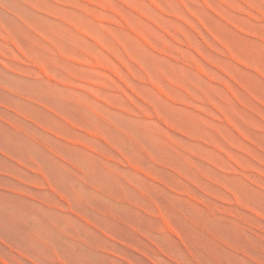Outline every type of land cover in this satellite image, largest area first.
Instances as JSON below:
<instances>
[{
    "label": "rangeland",
    "instance_id": "rangeland-1",
    "mask_svg": "<svg viewBox=\"0 0 264 264\" xmlns=\"http://www.w3.org/2000/svg\"><path fill=\"white\" fill-rule=\"evenodd\" d=\"M0 264H264V0H0Z\"/></svg>",
    "mask_w": 264,
    "mask_h": 264
}]
</instances>
